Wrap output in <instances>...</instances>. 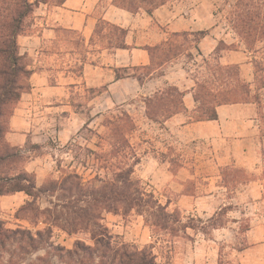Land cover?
<instances>
[{"label": "crops", "instance_id": "obj_1", "mask_svg": "<svg viewBox=\"0 0 264 264\" xmlns=\"http://www.w3.org/2000/svg\"><path fill=\"white\" fill-rule=\"evenodd\" d=\"M28 1L36 4L26 32L17 37V49L27 61L29 89L9 119L6 142L21 149L49 140L64 145L109 108L130 107L136 99L146 101L174 86L183 93V109L162 122L164 131L173 136V148L189 144L195 152L193 157L166 156L172 146L167 145L163 160L153 155L149 163L155 167L143 175L154 184L155 195L162 181L170 195L162 204L168 213L176 210L196 222L172 242V264H264V87L255 88L254 77L246 79L250 63L245 52L223 50L218 62L239 68L249 86L248 101L216 106L215 120L193 118L198 112L189 61L210 58L220 42H234L213 13L214 0H151L133 12L114 0ZM106 23L124 30L123 46L112 45L115 37L108 35ZM199 32L204 35L185 53L139 75L151 67V50L179 45L178 39L186 43ZM65 34L75 35L79 44ZM25 169L35 175L37 186L52 171L45 167L39 177ZM190 180L203 183L185 192ZM27 199L23 192L0 195V213L18 210ZM141 234L135 242L153 243L145 227Z\"/></svg>", "mask_w": 264, "mask_h": 264}, {"label": "trees", "instance_id": "obj_2", "mask_svg": "<svg viewBox=\"0 0 264 264\" xmlns=\"http://www.w3.org/2000/svg\"><path fill=\"white\" fill-rule=\"evenodd\" d=\"M62 1L58 0L56 3L61 4ZM143 3H151V0H114L116 6L131 12ZM35 4L28 0H0V195L25 193L28 199L16 211V218L26 221L32 227L39 223L44 227L33 230L7 229L0 221V264H24L27 258L39 251H43V254L36 256L29 264H52L54 259H58V264H156L152 247L142 250L129 244L114 247L108 229L103 224L105 214L128 215L134 212L137 215L148 213L160 217L163 227L166 218L171 219L172 215L166 211L153 191L146 190L133 178L134 166L139 163V158L126 136V133L134 129L126 112L119 113L112 121L107 122L109 129L105 140L110 146L107 152L96 153L91 149H84L86 155L96 157L100 164L97 169L106 170L110 176L96 173L85 179L73 172L59 180H49L37 186L35 175L22 166V149L12 147L4 140L2 118L5 109L18 103L21 93L29 89L30 71L26 60L18 54L17 37L25 32L24 24L27 19L32 18ZM105 26L108 35L115 37L112 45L123 46L120 39L124 30L107 23ZM203 35L204 32L196 33V40ZM218 50L217 47L215 52ZM152 52L157 53L160 61L159 64L156 63V67H159L180 50L174 44L151 50V67L148 70L155 64ZM202 62L205 66L209 65L207 59H202ZM209 72L210 77L198 73L193 79V99L198 112L193 118L197 121L215 120L216 106L246 102L249 98L250 90L245 81H242V95L233 93L234 90L229 94L231 97L226 98L214 93L218 86H233L234 82L240 81L237 79V75L240 76L237 66L215 63ZM261 87H264V82L260 84L259 88ZM182 95L176 87L168 86L165 91L158 92L147 100L154 105L151 106V112L147 106V114L156 115L160 110L164 121L182 111ZM158 105L162 108L158 109ZM83 128L88 127L85 125ZM82 166L86 169L85 165ZM41 198L46 199L47 206L39 205ZM145 222L148 224L147 219ZM54 228L69 236L87 233L91 244L76 240L71 249L54 244ZM5 256L8 258L4 263Z\"/></svg>", "mask_w": 264, "mask_h": 264}, {"label": "rangeland", "instance_id": "obj_3", "mask_svg": "<svg viewBox=\"0 0 264 264\" xmlns=\"http://www.w3.org/2000/svg\"><path fill=\"white\" fill-rule=\"evenodd\" d=\"M56 1L58 0H51V2ZM105 1L107 2L108 0ZM213 13L216 16L221 29H224L226 34L229 33L234 42L230 46H226L223 42L218 45L219 50L210 58H207L209 63L208 66H205L202 60L193 62L189 61L187 65L188 77L193 80L198 73L199 75L210 77L211 72H209V69L211 66H214L215 63H219L218 57L223 50H240L246 53L248 58L247 61L250 63V69L246 79L254 77V87L259 88L260 84L264 82V0H214ZM31 21V18L26 20L24 24L25 32L27 30L26 26H28ZM98 28H103V24H99ZM67 34H65L66 39H69L72 36V38H74L73 42L79 44L75 35L69 36ZM195 40L196 36L194 35L193 37L186 39V43L182 42L181 39H178L177 41L180 44L174 45L180 50V52L185 53V50H189V48L194 45L193 41ZM152 54L154 55L155 64L150 70L138 71L141 77L142 75H147L151 70H156V68H158L156 67V63L159 64L160 60L157 59L156 52H152ZM189 57L190 56H188V58ZM158 73L160 72L158 71ZM238 78L240 81L236 80L237 82H234L233 86L223 84L222 86L216 87L214 93L226 98L231 97L229 94L234 90L233 93L242 95V81H245V78L237 75V79ZM167 88L168 86H165L159 92L165 91ZM147 106L151 112V106H154L152 103H148L147 100L143 101L141 99H136L130 107H111L102 117L93 121L87 129H81L78 134L73 136L64 145H57V143H54L51 140L46 141L45 146L28 143L22 148V166H28L29 169H33L37 172L39 177H42L40 176L41 173H43L41 172V169H45V167L52 169L50 174L44 177L42 184L49 180H59L65 175L73 172H77L85 179L94 176L96 173L100 176H105L106 174L110 176V173L106 170L97 169L100 164L96 161V157L93 155H86L84 149H91L96 153L107 152L110 148L108 141L105 140V136L109 129L107 122L112 121V119L115 118L116 115H119V113L126 112L134 126V129L129 133H126V136L130 146L139 158V163H141L140 165H138V163L134 166L133 178L138 180L140 185L146 190L153 191L154 184L143 176L145 171L150 174L149 171L152 170L153 166L155 167L153 162L149 163V160L153 155L159 158V160H163V156H165L163 151H165V147L170 144L172 145L170 148L171 151H167L166 156L176 153H185V155L187 154L189 157L194 154L195 150H193L192 147L190 148L189 144H186L185 148L181 146L179 147L178 145L173 148L174 141L171 139L173 136L169 135V133H165L160 110H158L159 112H157L156 115H152V113H149L151 114L149 115L146 112ZM16 107L17 103L10 108H6L4 117L2 118L4 130L3 136L5 141V135L9 131V119L14 113ZM157 108H162V106L158 105ZM199 154L201 156V151ZM147 155L148 158H146ZM44 160L46 161L43 162ZM100 163L103 162L100 161ZM82 165H85L86 169ZM172 167L174 168V165H172ZM191 168L195 169L192 166ZM157 183H161V187L156 195L155 193L154 195L161 204H164V197H170V195L167 193L166 188H164L162 181ZM196 183L200 184L203 183V181H187L184 185L185 192H192ZM38 203L41 207L47 206L45 198H41ZM16 211L17 209L6 212V214L0 213V221L3 222L5 228H27L33 230L42 229L44 227L41 223L36 227H32L26 221L17 219ZM108 214L104 215L103 224L108 229L111 237V244L114 247H118L121 244L133 245L139 250L152 247V253L156 256L159 264L173 263L171 262V253H173L172 242L174 240L176 241L178 237L183 236L182 233L184 232L185 226H196L194 219H186L187 217L185 215H182L176 210L172 213L171 219L166 218L163 227L161 225L162 220L160 217H155L148 213H143L142 215H137L134 212L128 215ZM110 215L116 216L114 219H111ZM145 219L148 220V224L145 222ZM115 224H119V228L116 230H114L113 227ZM144 227L146 234L150 235L151 241H153V243L148 244L149 246H142L140 242H135L137 239H141V232ZM125 233L129 235L128 240L123 239ZM76 240L91 244L87 233H78L69 236L59 229L54 228L53 230L52 242L54 244L65 247L66 249H71ZM146 241H148V239H146ZM42 254L43 251L33 254L31 257L27 258L24 264H29V262L36 256ZM7 258L8 256L4 257V263ZM52 264H58V259H54Z\"/></svg>", "mask_w": 264, "mask_h": 264}]
</instances>
